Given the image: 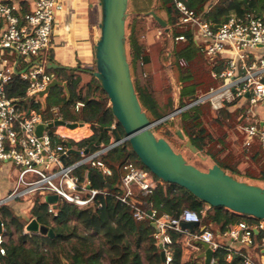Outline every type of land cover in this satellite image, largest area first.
I'll use <instances>...</instances> for the list:
<instances>
[{"label":"trees","instance_id":"16d2710c","mask_svg":"<svg viewBox=\"0 0 264 264\" xmlns=\"http://www.w3.org/2000/svg\"><path fill=\"white\" fill-rule=\"evenodd\" d=\"M180 1H183L198 16L215 25L222 24L232 15L245 17L248 14H253L264 17V0ZM131 4L132 0H129L127 13ZM22 5H24V11L29 10L26 1L22 2ZM151 12H155L157 16L161 17L168 24L171 32L173 50L170 55L177 61L176 73L179 93L177 100L169 96L168 100L160 102L153 91L151 74L153 59L150 50L141 41V36L147 29L146 18L152 17ZM132 16V21L126 28L128 31L126 55L130 73L142 111L151 122H157L175 111L187 107L200 95L215 86L217 82L211 79V72L223 69L224 61L211 60L204 56L199 45L195 42L193 32L185 30L179 25V13L175 8L174 0H135ZM152 19L157 26L162 28L153 17ZM162 29L166 32L164 28ZM180 35H185L186 40L177 43L175 37ZM181 58L186 59L190 65H194L197 69L203 67L204 75H208L211 82L201 80V76L197 74V71H194L193 67H180L179 60ZM196 62H199L198 67L193 64ZM18 70L21 68L19 67ZM49 72L57 73L58 80L64 85L53 87L44 98L38 96V104L23 100L28 82L23 81L18 73L6 86L8 96L21 100L26 111L30 108L37 109L46 119L52 118L51 110L55 108L66 122L91 125L93 131L91 136L78 142L68 139L63 143L66 147L95 150L100 138H102L101 144L109 145L111 142L109 131L114 124L119 136L126 137L124 129L112 113L107 94L95 77L91 76V80L82 86V78L74 71L66 73L65 70L49 69ZM77 102L84 103V107L79 112L74 109ZM175 104H177V108ZM236 105L237 101L227 104L220 112L213 111L209 105H198L185 109L174 117H179L184 135L198 152H205L214 164L218 165L226 174L243 182L240 177H253L242 173L237 164L233 165L229 162L228 155H225V137L213 136L204 124L207 110L217 115L213 122L219 125L228 124L229 121L235 119V116L239 117V122L244 124L242 110L234 108ZM169 119L158 124L156 128L159 130L168 125ZM49 130L53 132L55 129ZM86 131L87 129L79 130V136L86 134ZM163 139L168 142L167 137L164 136ZM255 147L263 152L259 144L255 143L251 149ZM103 160L113 169V176L102 178L95 171H91L90 180L94 189L107 191L109 193L107 196L97 198L93 205L85 209H78L65 203L58 207L56 214H50L48 212L49 203L42 200H37L30 208V218L36 219L40 225L52 230L53 238L36 233H26L25 227L28 221L16 214L10 205L0 206V219L4 225L3 235L6 238L3 245L5 254L0 255V264H163L161 250L156 245L155 229L152 223L149 220L137 221L133 217L132 210L117 199V196L122 193L121 178L125 164L134 163L147 171L149 170L139 160L128 141L110 150ZM83 172L82 169L79 174L83 176ZM152 176L155 180L160 181V184L151 195L140 196L135 202L144 208L156 209L159 216L168 214L172 217H179L183 210L190 209L199 213L202 217V225L215 233H223L229 226L242 221L248 224L254 223V220L232 213L226 208L211 207L187 189L166 183L153 174ZM256 180L264 182V169ZM244 183L260 186L257 183ZM99 201L103 203L101 211L96 209ZM171 236L173 239L172 259L169 264H198L199 259H185L184 247L177 242L179 235L172 232ZM256 237L259 238L260 235ZM198 246L201 250L203 249L200 244ZM226 254L225 250L216 251L214 254L215 263L241 264L239 258L227 262Z\"/></svg>","mask_w":264,"mask_h":264},{"label":"built area","instance_id":"2783aa9c","mask_svg":"<svg viewBox=\"0 0 264 264\" xmlns=\"http://www.w3.org/2000/svg\"><path fill=\"white\" fill-rule=\"evenodd\" d=\"M24 1L29 6L27 11L22 5ZM174 4L179 13V25L193 32L204 56L224 61L223 69L211 72V78L217 84L187 107L179 109V113L198 105H209L213 111L220 112L227 104L237 101L234 108L241 109L244 117L241 129L245 148L251 149L257 143L264 153V17L232 15L222 24L215 25L198 16L183 1L174 0ZM63 6L64 0H32L31 3L30 0H0V164L9 163L17 171L14 188L0 200V206L21 201L31 208L37 200L47 202L48 196L55 195L57 206L49 204L48 212L56 214L58 207L65 203L85 209L97 198L109 194L92 187L90 172L95 171L102 178L113 176V169L103 157L125 143L116 142L115 124L109 131V145L100 144L95 150L66 147L63 145L66 140H80L62 132V128L70 131L87 129L86 134L91 136V125L76 122L78 126L74 129L58 126L53 132L46 129L39 134V125L64 121L58 110L53 108L52 118L46 119L35 108L26 111L21 100L10 98L6 92L7 84L18 73L28 82L23 100L39 103V94L54 80L49 72V61L56 13ZM185 40V35L175 37L177 43ZM180 64L186 66L187 62L181 59ZM83 107L84 103L77 102L74 109L79 112ZM82 169L83 176L79 174ZM122 170V193L117 199L132 210L137 221L152 223L156 245L164 251L166 264L172 259V232L179 235V244L193 251H200L198 245L205 243L214 254L225 250L227 262L239 258L241 264H264V220L250 218L254 223L242 221L229 226L223 233H215L202 225L199 213L190 209L183 210L179 217L159 216L156 209L144 208L135 200L151 195L160 181L134 163L125 164ZM96 209L101 211L103 203L99 201ZM182 223L199 226L190 231L183 229ZM1 228L0 255H4L3 223Z\"/></svg>","mask_w":264,"mask_h":264},{"label":"water","instance_id":"95a60500","mask_svg":"<svg viewBox=\"0 0 264 264\" xmlns=\"http://www.w3.org/2000/svg\"><path fill=\"white\" fill-rule=\"evenodd\" d=\"M129 0H100L102 21L100 24V39L96 44V71L93 73L107 94L112 113L125 131L126 137L121 138L113 131L117 143L129 142L142 164L160 180L187 189L198 199L211 207H223L240 216L264 220V186L240 182L226 174L218 165L204 172L188 164L181 154L176 153L163 138H157L153 128L179 113L151 122L142 111L133 85L130 66L126 55V18ZM150 15L166 32H170L168 24L155 12ZM57 68L56 65H54ZM64 83L54 79L48 88L39 94L44 98L55 86ZM67 126L74 129L77 123L55 121L48 126L41 124L37 131L42 134L46 129ZM184 140V136L178 133ZM102 143V138L97 145ZM190 148L197 151L190 143ZM79 154L78 152H75ZM47 203L55 207L58 197L48 196ZM2 221L0 219V234ZM199 224L182 223L183 229L193 231ZM26 233H36L53 238L54 232L32 219L25 227ZM204 253L200 256L204 264H216L214 253L205 243H201ZM161 259L166 264V256L161 251ZM67 264V263H65Z\"/></svg>","mask_w":264,"mask_h":264},{"label":"rangeland","instance_id":"374dc122","mask_svg":"<svg viewBox=\"0 0 264 264\" xmlns=\"http://www.w3.org/2000/svg\"><path fill=\"white\" fill-rule=\"evenodd\" d=\"M134 9L135 0H132L130 10L127 13L126 28L132 21ZM146 27V32L141 36V41L145 43L146 47L150 50L149 52L153 59L151 69L154 87L153 91H155V95H157V98L160 102H165L168 100L169 96L177 100L179 95L176 73L177 61H175L174 57L170 55L173 50L171 32L167 33L162 28L157 26L154 23L152 17L146 18ZM126 35H128L127 29ZM180 60V67H193L195 68L194 71H197V74L201 76V80L205 82H211L209 76L204 75L203 67H201V69H197L194 67V65H190L186 59L187 65L181 66ZM198 63L199 62L193 64H196L195 66L198 67ZM75 74L82 78V86H85L91 80V77L86 75L84 76L82 73L75 72ZM175 107L177 108V104H175ZM215 118H217V115L207 110L204 119L206 128L209 130L210 134L215 137H225V155H228L227 157L229 162L233 165L237 164L242 173L253 177H240V180L243 182L257 183L260 186H264V182H257L256 180V178L259 177L260 172L264 169V154L258 147H255L254 149L245 148L244 136L241 129L243 124L239 122V117L235 116L233 121H229L228 124L224 126L213 122ZM168 121L169 124L162 129L158 130L156 126L153 128V132L156 134V136L159 138H164V136L167 137L168 142L172 146L173 150L176 153L181 154L188 164H191L204 172L211 169L213 165H215L212 159L205 152L193 151L190 148V145L188 144L189 139L183 133V130L180 126L179 117L170 118ZM61 131L72 136H75L77 133H79V130L70 131L64 128H62ZM178 133L184 135V140L180 139ZM167 134H169V136H166ZM16 211L19 212L18 210ZM20 216L25 218L28 223L32 220L30 218L29 212L25 214L23 213ZM184 250V256L186 260H192L196 258L199 259L197 261L198 264H204V259H201L198 255L200 251H193L187 247H184Z\"/></svg>","mask_w":264,"mask_h":264},{"label":"crops","instance_id":"0c3cea01","mask_svg":"<svg viewBox=\"0 0 264 264\" xmlns=\"http://www.w3.org/2000/svg\"><path fill=\"white\" fill-rule=\"evenodd\" d=\"M101 21L100 0H64L63 8L56 13L55 17V36L49 69L65 70L66 73L74 71L84 76H93L96 71V44L100 39ZM52 75L58 80L57 73ZM89 135L90 133L75 138L81 140ZM16 175L17 171L13 165L0 164V200L14 188ZM9 205L18 215L30 211V205L25 202L19 201ZM202 253L204 248L198 255L201 256Z\"/></svg>","mask_w":264,"mask_h":264},{"label":"bare ground","instance_id":"6f19581e","mask_svg":"<svg viewBox=\"0 0 264 264\" xmlns=\"http://www.w3.org/2000/svg\"><path fill=\"white\" fill-rule=\"evenodd\" d=\"M74 137L78 138L79 137V134L77 133V135H75Z\"/></svg>","mask_w":264,"mask_h":264}]
</instances>
